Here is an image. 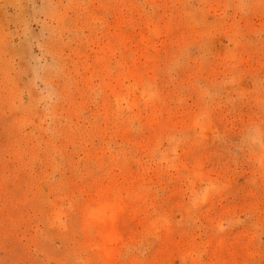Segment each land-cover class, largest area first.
Listing matches in <instances>:
<instances>
[{"label": "rangeland", "instance_id": "rangeland-1", "mask_svg": "<svg viewBox=\"0 0 264 264\" xmlns=\"http://www.w3.org/2000/svg\"><path fill=\"white\" fill-rule=\"evenodd\" d=\"M0 264H264V0H0Z\"/></svg>", "mask_w": 264, "mask_h": 264}]
</instances>
